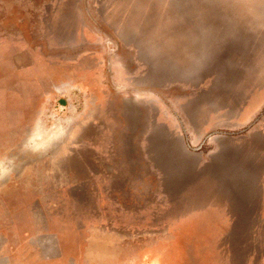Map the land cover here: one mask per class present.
<instances>
[{
    "label": "rangeland",
    "instance_id": "rangeland-1",
    "mask_svg": "<svg viewBox=\"0 0 264 264\" xmlns=\"http://www.w3.org/2000/svg\"><path fill=\"white\" fill-rule=\"evenodd\" d=\"M226 138L264 153V0H0V264H264Z\"/></svg>",
    "mask_w": 264,
    "mask_h": 264
},
{
    "label": "crops",
    "instance_id": "crops-1",
    "mask_svg": "<svg viewBox=\"0 0 264 264\" xmlns=\"http://www.w3.org/2000/svg\"><path fill=\"white\" fill-rule=\"evenodd\" d=\"M257 105V104H256ZM258 106L256 107V109ZM250 115L252 112L255 115L257 113V110H253L250 108ZM253 135H258L260 136L259 131H253ZM235 141H232L230 138L224 139V141H219L216 143V151L212 153L211 156H214L216 153H218L219 145H223V151L222 157H219V161L223 160L221 162V166L223 165L224 169L227 168L229 169L230 174L234 175H239L236 176L240 181H249L254 179L252 174L254 173V166L255 167H264V153L261 155V157L257 160L255 158H251L248 156V153L243 150L242 148H239V150L235 149V146L233 145ZM208 159V161H213V159ZM194 161H198L197 158L194 159ZM251 161V162H250ZM252 161H256V163H253ZM261 161V162H259ZM260 172V183H261V188L264 190V169L261 170L260 168L258 169ZM250 175V177H248ZM252 175V176H251Z\"/></svg>",
    "mask_w": 264,
    "mask_h": 264
}]
</instances>
